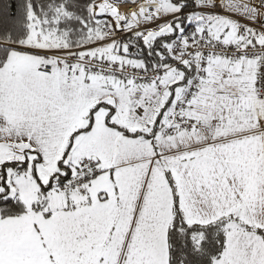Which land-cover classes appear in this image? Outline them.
Returning <instances> with one entry per match:
<instances>
[{"label": "snow or ice", "instance_id": "obj_1", "mask_svg": "<svg viewBox=\"0 0 264 264\" xmlns=\"http://www.w3.org/2000/svg\"><path fill=\"white\" fill-rule=\"evenodd\" d=\"M0 264H264V0H0Z\"/></svg>", "mask_w": 264, "mask_h": 264}]
</instances>
